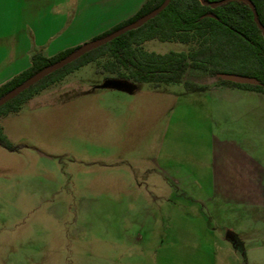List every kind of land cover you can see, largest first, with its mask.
<instances>
[{
	"label": "rangeland",
	"instance_id": "374dc122",
	"mask_svg": "<svg viewBox=\"0 0 264 264\" xmlns=\"http://www.w3.org/2000/svg\"><path fill=\"white\" fill-rule=\"evenodd\" d=\"M106 79L85 65L0 119V264H264V94Z\"/></svg>",
	"mask_w": 264,
	"mask_h": 264
},
{
	"label": "trees",
	"instance_id": "16d2710c",
	"mask_svg": "<svg viewBox=\"0 0 264 264\" xmlns=\"http://www.w3.org/2000/svg\"><path fill=\"white\" fill-rule=\"evenodd\" d=\"M221 1L224 0H170L158 15L139 28L84 54L1 106L0 119L18 113L26 101L61 81L66 75L91 63L95 64L98 74L127 82L135 89L141 83H149L154 87L180 83L186 72L192 69L212 77L225 73L253 78L261 85H237L220 79L218 84L264 94V37L247 4L250 2L254 6L257 18L264 28V0H228L214 8L202 4ZM163 2L164 0H146L131 18L94 39L107 36L135 22ZM207 14H212L215 19L206 17ZM151 40L187 44L190 48L183 53L158 55L142 48L145 42ZM77 48L64 50L50 58L41 52H35L31 56L29 68L0 86V98ZM0 147L7 151L15 150L4 137L1 128Z\"/></svg>",
	"mask_w": 264,
	"mask_h": 264
},
{
	"label": "crops",
	"instance_id": "0c3cea01",
	"mask_svg": "<svg viewBox=\"0 0 264 264\" xmlns=\"http://www.w3.org/2000/svg\"><path fill=\"white\" fill-rule=\"evenodd\" d=\"M146 0H0V86L31 56L50 58L131 18Z\"/></svg>",
	"mask_w": 264,
	"mask_h": 264
},
{
	"label": "water",
	"instance_id": "95a60500",
	"mask_svg": "<svg viewBox=\"0 0 264 264\" xmlns=\"http://www.w3.org/2000/svg\"><path fill=\"white\" fill-rule=\"evenodd\" d=\"M226 1H228V0H224L221 2H213V3H209V4L202 2V4H206L209 7L214 8V7L220 6L222 3L226 2ZM169 2H170V0H164V2L161 4V6H159L155 10L151 11L147 15L141 17L140 19L136 20L135 22H132V23L118 29V30L112 32L111 34H109L107 36H104V37L99 38V39H94V40H92L86 44H83L82 46H79L74 52H72L71 54H69L65 58L59 60L58 62H55V63L49 65L48 67L44 68L43 70L39 71L38 73H36L32 77H30L29 79L24 81L22 84L18 85L13 90L9 91L7 94H5L3 97H1L0 98V107L5 105L7 102L14 99L15 97H17L19 94H21L23 91H25L26 89L31 87L33 84H36L37 82H39L40 80H42L46 76L62 69L63 67L67 66L68 64L76 61L77 59L82 57L84 54H86V53H88V52H90V51H92V50H94V49H96L102 45L107 44L108 42H110V41L116 39L117 37L125 34L126 32H129V31H132V30L139 28L140 26H142L143 24H145L146 22H148L149 20L154 18L156 15H158L168 5ZM247 4L251 9V12L253 14L254 22H255L256 26L261 30L262 35L264 37V28H262V26H261V24L257 18L254 6L250 2H247ZM206 17L215 19V17L212 14H207ZM216 78H218L222 81L230 82V83L237 84V85H251V86H260L261 85L259 81L255 80L253 78H245V77L237 76V75H233V74L220 73V74L216 75ZM101 88L102 89H113V90L123 91V92H128V93L133 92L135 89V87L129 83L124 82V81H120V80H115V79L104 80L103 84L101 85ZM226 239L230 240L233 245L236 244L235 239H234L232 234L228 233L226 235Z\"/></svg>",
	"mask_w": 264,
	"mask_h": 264
}]
</instances>
